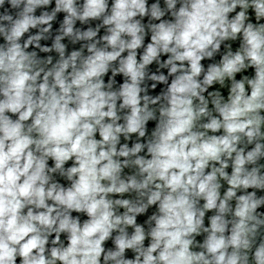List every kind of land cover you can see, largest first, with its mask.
<instances>
[{"label": "clouds", "instance_id": "obj_1", "mask_svg": "<svg viewBox=\"0 0 264 264\" xmlns=\"http://www.w3.org/2000/svg\"><path fill=\"white\" fill-rule=\"evenodd\" d=\"M0 264H264V0H0Z\"/></svg>", "mask_w": 264, "mask_h": 264}]
</instances>
